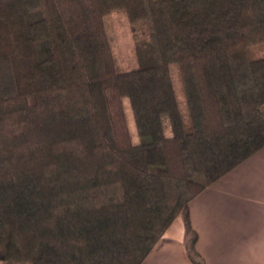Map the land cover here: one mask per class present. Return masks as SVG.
Instances as JSON below:
<instances>
[{
  "label": "trees",
  "instance_id": "obj_1",
  "mask_svg": "<svg viewBox=\"0 0 264 264\" xmlns=\"http://www.w3.org/2000/svg\"><path fill=\"white\" fill-rule=\"evenodd\" d=\"M263 106L264 0H0V264H142L179 216L206 264L190 202L264 148Z\"/></svg>",
  "mask_w": 264,
  "mask_h": 264
},
{
  "label": "crops",
  "instance_id": "obj_2",
  "mask_svg": "<svg viewBox=\"0 0 264 264\" xmlns=\"http://www.w3.org/2000/svg\"><path fill=\"white\" fill-rule=\"evenodd\" d=\"M189 207L206 264H264V148L204 189ZM142 264H192L181 216Z\"/></svg>",
  "mask_w": 264,
  "mask_h": 264
},
{
  "label": "rangeland",
  "instance_id": "obj_3",
  "mask_svg": "<svg viewBox=\"0 0 264 264\" xmlns=\"http://www.w3.org/2000/svg\"><path fill=\"white\" fill-rule=\"evenodd\" d=\"M108 22L110 25L109 28L111 44L120 70L131 71L138 69L140 66H142V59L137 55L130 25L124 23V18L118 11L110 14V16L108 17ZM173 81L177 97L183 109V113L185 114V117H187L188 111L185 96L183 93L180 78L178 77L176 72H173ZM124 107L133 142L135 144H143L149 142L150 138L141 137L137 131L134 113L129 98L124 99ZM163 123L165 135L172 136L173 129L171 127L168 115L163 116ZM197 180L200 182L204 181V176H198Z\"/></svg>",
  "mask_w": 264,
  "mask_h": 264
}]
</instances>
